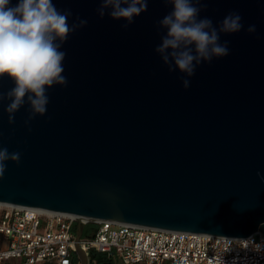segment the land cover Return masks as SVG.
Instances as JSON below:
<instances>
[{
  "label": "water",
  "instance_id": "obj_1",
  "mask_svg": "<svg viewBox=\"0 0 264 264\" xmlns=\"http://www.w3.org/2000/svg\"><path fill=\"white\" fill-rule=\"evenodd\" d=\"M53 3L87 24L61 46L68 83L47 90L44 116L25 126L26 102L9 124L0 104V147L21 154L5 162L0 202L75 215L77 239L82 218L264 235V0H207L200 18L218 28L238 12L244 27L221 33L229 54L192 77L155 52L171 5L149 0L124 29L110 9L98 15L99 0ZM12 87L0 78V92Z\"/></svg>",
  "mask_w": 264,
  "mask_h": 264
},
{
  "label": "clouds",
  "instance_id": "obj_2",
  "mask_svg": "<svg viewBox=\"0 0 264 264\" xmlns=\"http://www.w3.org/2000/svg\"><path fill=\"white\" fill-rule=\"evenodd\" d=\"M148 2L99 0L97 12L103 18L110 9L109 17L126 21L121 27L127 29L135 17L147 11ZM161 2L171 5L172 10L158 22L159 28L166 29V34L161 36L155 52L170 73L178 70L192 77L202 62L210 63L213 58L227 56L228 42L221 43V33H239L244 27L238 12H229L218 28L211 19L200 18L207 0ZM71 16V10H58L53 0H17L15 4L12 0H0V78L7 76L14 83L6 93L0 92V104L9 101L4 109L9 124L14 123L15 113L26 102L29 115L25 126L35 117L44 116L49 103L47 90L54 85H67V78L63 75L66 53L60 49L72 33L87 24L86 20L76 17L69 25ZM255 31V25L247 28L249 34ZM182 83L185 89L190 86L189 79H183ZM20 155L0 147V177L6 170L5 162L10 160L18 164ZM256 250H264V246L256 244Z\"/></svg>",
  "mask_w": 264,
  "mask_h": 264
},
{
  "label": "built area",
  "instance_id": "obj_3",
  "mask_svg": "<svg viewBox=\"0 0 264 264\" xmlns=\"http://www.w3.org/2000/svg\"><path fill=\"white\" fill-rule=\"evenodd\" d=\"M82 221L95 229L77 239L75 215L0 202V264H83L93 252L124 264H264V250H256L264 246L262 233L240 238Z\"/></svg>",
  "mask_w": 264,
  "mask_h": 264
},
{
  "label": "rangeland",
  "instance_id": "obj_4",
  "mask_svg": "<svg viewBox=\"0 0 264 264\" xmlns=\"http://www.w3.org/2000/svg\"><path fill=\"white\" fill-rule=\"evenodd\" d=\"M94 229H95V225L94 224H88L87 226L85 225L84 236H86L88 233L92 232ZM98 254L99 255L96 256V259H101L102 261H104L105 259L108 258V256L106 254H103V253L102 254L98 253ZM112 263L113 264H124L123 260L121 258H119V257H114V261Z\"/></svg>",
  "mask_w": 264,
  "mask_h": 264
},
{
  "label": "crops",
  "instance_id": "obj_5",
  "mask_svg": "<svg viewBox=\"0 0 264 264\" xmlns=\"http://www.w3.org/2000/svg\"><path fill=\"white\" fill-rule=\"evenodd\" d=\"M99 255L98 252H93L92 255L89 257V262L88 263H83V264H113L112 262L114 261V257L110 258L108 257L104 261L101 259H96V256ZM97 262V263H96Z\"/></svg>",
  "mask_w": 264,
  "mask_h": 264
},
{
  "label": "trees",
  "instance_id": "obj_6",
  "mask_svg": "<svg viewBox=\"0 0 264 264\" xmlns=\"http://www.w3.org/2000/svg\"><path fill=\"white\" fill-rule=\"evenodd\" d=\"M91 235H92V232L88 233L86 236H91ZM86 236H85V237H86Z\"/></svg>",
  "mask_w": 264,
  "mask_h": 264
}]
</instances>
